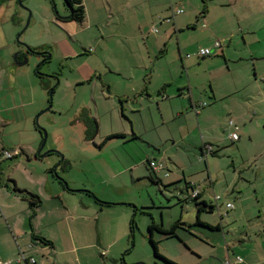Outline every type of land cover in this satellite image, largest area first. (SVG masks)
I'll list each match as a JSON object with an SVG mask.
<instances>
[{
  "label": "rangeland",
  "instance_id": "rangeland-1",
  "mask_svg": "<svg viewBox=\"0 0 264 264\" xmlns=\"http://www.w3.org/2000/svg\"><path fill=\"white\" fill-rule=\"evenodd\" d=\"M18 1H9L4 9L14 16L12 62L17 54L23 56L19 65L14 63V69L28 78L21 87L22 116L16 118V124L0 128V149L4 147L12 153L10 148L20 146L22 153L2 167L7 168L5 174L16 185L40 192L42 211L47 215L43 221L50 219L55 224L47 227L49 236L66 230L60 217L64 211L75 219L70 221V227L79 254L85 259L82 264H100L96 259H101L99 254L104 252H110L108 262L115 258L118 264H153L157 259L149 240L150 219L141 214L140 206L153 204L156 209L150 207L148 212L153 213L157 223L164 219L167 226L168 221L179 220L182 212L183 220L195 221L191 192L184 181L168 183L184 170L186 177L194 174L193 181L200 184L204 180L201 186L207 203H214V197L219 196L234 205L222 220L228 225L223 231L227 244L239 250L248 245L263 248L264 0H172L161 13L148 9L147 3L136 2L132 12L121 9L118 13L102 5L100 10L88 7L90 14L83 23L57 19L68 15L63 0ZM204 5L207 12L202 15ZM179 9L183 12L175 18L174 25L158 24L159 19ZM153 27L157 28L156 34L151 32ZM173 28L175 33L167 42L170 51L155 64V55ZM217 41L224 57L217 52L205 59L197 58L200 49H211ZM187 55L189 59H185ZM24 60L26 63L20 64ZM169 70L173 77L185 80L190 75L194 96L207 107L199 125L194 118L191 126L181 120L185 139L178 145L177 159L170 164L166 156L163 162L169 167L170 178L165 176L168 171H161L154 173L151 180L147 163L138 162L146 151L156 165L160 159L159 153L146 143L110 139L102 150L98 147L104 136L123 126L131 132L121 109L116 108L114 96L124 91L127 80L123 78L140 82L153 71L148 84L153 89L160 86L162 75H170ZM213 88L222 95L215 104L208 100ZM96 118L99 133L93 144L86 131L88 121L93 123ZM229 121L235 123L232 128ZM192 126L196 129L190 137L186 132ZM234 132L237 140L230 138ZM42 134L46 141L41 155L50 153L36 157L32 153L38 151ZM203 142H210L215 155L201 157L196 146L201 147ZM132 159L137 163L134 175L129 170L120 174ZM19 160L23 165L16 166ZM112 175L115 176L110 178ZM45 181L49 183L44 189ZM83 186L86 189H81ZM101 203L112 205L105 207ZM90 207L98 209L99 219L92 217ZM222 213L224 207L203 214L202 219L220 222ZM194 228L196 236L204 237L203 232L216 236ZM154 234L158 251L167 254L165 250L174 242H159L160 235ZM98 238L104 242L102 247L96 243Z\"/></svg>",
  "mask_w": 264,
  "mask_h": 264
},
{
  "label": "crops",
  "instance_id": "crops-1",
  "mask_svg": "<svg viewBox=\"0 0 264 264\" xmlns=\"http://www.w3.org/2000/svg\"><path fill=\"white\" fill-rule=\"evenodd\" d=\"M9 1L11 0L0 3L1 129L6 128L8 125L16 124V118H21L22 113L20 109L24 105L21 94V87L23 82H25L24 78H28L27 74H24V72H21L18 69H14V63L16 62L18 64L22 60L23 56L17 54V56L14 58V62H12L11 58L12 54L14 53L13 51H15L13 50L12 45L14 16L12 14H8L6 9H4L6 8ZM86 1H89V6L86 5ZM136 2H138L139 4L147 3L148 9H151L152 7V10H158L161 13L162 11L167 9V6L170 4V2H172V0H82L85 11V19L88 17V14H90L88 7H91L95 10L98 8L100 10L102 5H105L109 7V10L111 12L114 10L118 13L121 9H125L127 12H132V5ZM178 15L180 14H174V11H171L169 16L166 17L170 18V22L162 23L158 20V24L174 25V20L176 17H178ZM195 28L196 26H194V28L192 29ZM152 29H155L157 33L156 27H153ZM151 32L154 33L152 30ZM174 33L175 29L170 30L166 35V42L164 43V47L162 49H159L157 55H155V64H158V62L162 58H164L166 54L169 53L171 46L169 45L167 48V42L171 40ZM179 49L180 47L178 48V52L180 51ZM210 50L211 55L209 57L215 55L217 52H220L224 57L225 52L222 48V45L219 48H214L212 46ZM189 58L190 57H186L185 59ZM197 58L202 57L197 56ZM180 62L181 66L184 67V59L181 55ZM155 66L156 65H153V68H155ZM169 73L170 75H162L163 79L160 83V86H156V88L153 89L148 86V84L151 83L150 78L151 74H154L153 71L149 73L150 77L144 75V77H142V81L140 82H137V80L132 82L131 78H123L124 80H127L125 87H123L124 91L118 92L114 96L115 100H117L116 108L117 110L121 109V115L125 117L127 124H130L131 132H126L123 126L122 130L104 136L103 142L100 143V146L98 147L100 150L103 149L106 142L110 139L124 140L125 142L140 141L141 143H146L149 148L152 147L155 152L159 153L158 158L160 159V161H158V163L162 165L161 171H168V174L171 173L167 164H163V162L166 161V156L167 161L170 164H173L177 159V155L179 154L178 145H181L183 139H185L184 136H182L183 130L181 120H183V124L191 126L190 123L193 122L194 118L197 122V125H199V118L205 115L206 111L204 110V108L207 107V104H201L197 95L194 96L193 90L191 89L193 78L190 77V75L185 80L182 77H173L170 70ZM26 80L28 81V79ZM210 81H212V79ZM227 92V94H229V90ZM221 98L222 95L213 88L211 96L208 98V100L210 101L209 103L215 104ZM26 105H28V103ZM17 110L19 111L18 113ZM145 116H147L148 118H145ZM96 119L95 121L97 122L98 119ZM20 120L21 119H19L18 122H20ZM97 124L98 130L95 137H97L99 133V122H97ZM233 125H235L234 122ZM195 129L196 128L193 126L190 127V130H187L186 134L191 137V133ZM118 135L123 136V138H116L115 136ZM95 137L92 140L93 144L95 143ZM208 145L211 146L210 142H203L201 147L200 145L196 146L201 152V157L206 158V156L208 155L205 149V147ZM10 149H13L12 157L10 159L4 157L5 152H10L9 149H6L4 147H1L0 149V264H30L29 259H33L35 261L34 264H82V260L84 261L85 259L79 254V247H77L76 245V239L70 227V221H75L74 217L69 216L64 211H62L63 213L60 217H62L61 219H63L62 223H66V230H62L59 232L57 231L55 232V236H49L50 234L46 229L47 227L54 226L55 224L51 222L49 218V220L45 219L43 221L45 216L47 217V215H45V213H43L42 211L44 202L41 203L40 206L33 211L29 208L27 202L23 200V196L13 191L12 187L14 186L20 190L34 194L36 196L41 195L39 191H33L28 186H22L19 184L16 185V183L11 180L10 175L7 174V172L5 174L7 168L3 169L2 164L7 162L8 160L15 159L20 155V152L22 153L20 146L18 149ZM170 150L175 151L172 154H168ZM35 152L36 151L33 150L32 154L38 157V151L36 153ZM149 157V153L146 151V153L143 155V158H140L138 163L141 164L145 161L144 163H147L148 167H150L149 164L153 161L150 160ZM115 161H118V158H115ZM21 165H23L21 160L16 162V166ZM122 169L123 170L120 172V174L125 173L127 170H129L132 176L134 175L133 172L137 169V163L132 159L129 167ZM29 174L33 176V173L30 171ZM193 175L194 174L189 173L188 177H186L183 170L180 172V175L177 174L176 178L172 181H169L168 183L170 184L174 182L184 181L185 188L186 186L188 187L186 188L187 191L191 192V188L198 189L199 203H207L206 199L204 198V188H202L201 186L204 183V180L199 184L198 182L192 180ZM113 176L115 175H112L110 178H113ZM166 178H170V174ZM159 181L161 182V180ZM11 182H13L12 186H10ZM48 183L49 182L47 181L43 183L44 189ZM81 189H86V186H83ZM89 191L93 192V190L91 189ZM43 193L45 192L43 191ZM60 194L61 193H59V195ZM207 204L214 207V209L198 214L197 208L193 203L197 217L195 221L193 220V222H188L183 220L182 212V214L179 216V220H174V222L172 220L168 221L169 226L165 224L164 219H162L160 223H157L153 213L148 212L151 208H155L153 204L151 206H140V211L142 212L141 214L148 216L150 219L149 226H160L162 229L168 230L176 222L180 223L175 231V237L165 236L155 231L158 235H160L159 242H161L162 240L174 242L169 245V249L165 250L167 251L165 252L167 254L160 253L158 251V242L155 241L154 231L151 232L150 238H152V240L155 242L158 254L160 253L163 258L174 264H224L226 261H229L231 264H262L261 262L264 258V247L257 248L256 245H254L255 247L253 245H248V247L243 250L232 247L225 241L223 231L224 227L228 225H224L222 223V218H220V222L202 219V215L205 213L211 214L214 212V210L219 211L221 210V208H225V202L220 199L218 203H215L214 201V203ZM162 209L163 208H160L161 211ZM90 210L92 211V217L95 219H99L100 214L98 212V209L96 207H90ZM183 210L184 205H182V211ZM233 210L234 208L227 214H229ZM194 227L214 233L216 234V236L214 237V235L206 232L202 233L205 235L204 237L196 236L193 232V229H195ZM38 238L47 241V243L43 244L39 242L37 240ZM262 240L263 238L261 240H258V242L261 243ZM241 242L243 241L241 240ZM96 243L99 247H102L100 245H104V242L100 238L97 239ZM240 245L243 246L242 243ZM109 253L110 252H104V255L103 253L99 254V257L101 259L97 258L96 260L101 261L100 264H118L115 258H110L109 262L106 260V257L110 255ZM22 257L25 260H23ZM237 258H241L242 262L236 263ZM90 259L93 258L91 257ZM153 264L166 263L157 259V261H154Z\"/></svg>",
  "mask_w": 264,
  "mask_h": 264
},
{
  "label": "trees",
  "instance_id": "trees-1",
  "mask_svg": "<svg viewBox=\"0 0 264 264\" xmlns=\"http://www.w3.org/2000/svg\"><path fill=\"white\" fill-rule=\"evenodd\" d=\"M5 1H7V0H0V3L1 2H5ZM17 1V0H16ZM64 6H65V8L67 9V11H68V15L66 16V17H64V18H61V17H58L57 16V19L59 20V21H61V22H75V23H83L84 22V20H85V11H84V7H83V4H82V0H65V3H64ZM207 12V9H206V6L204 5V9H203V13H202V15H205V13ZM193 28H194V26H192ZM209 57V56H208ZM202 58H205V57H202ZM93 121V123H91L90 121H88V123H89V128H88V131H86L87 132V138L88 139H90V140H93L94 139V137L96 136V134H97V128H98V125H97V122L95 121V120H92ZM91 124V125H90ZM92 126V127H91ZM116 138H123V136H120V135H118V136H115ZM115 137H113V138H115ZM110 138H112V137H110ZM110 138H108V139H110ZM40 144H41V142H40ZM209 146V145H208ZM39 147H40V145H39ZM210 147V151H207L206 150V152H207V154L208 155H215V151L214 150H212V147L211 146H209ZM206 149V148H205ZM151 164H154L155 166H161L162 167V165L160 164V163H158V165H156L154 162H151L149 165H150V167H148L149 169H148V171L150 172V170L152 171V172H150V178H151V180H153L152 178H153V174L155 173V174H157L158 172H161V170L160 171H158V172H156V171H154L153 169H152V167H151ZM54 169L55 168H52L51 169V172L52 173H55L54 172ZM167 174H165V176H166ZM167 177V176H166ZM157 180V182L159 181L158 179H156ZM160 182V181H159ZM13 188V191L15 192V193H18V194H21L22 196H23V200L24 201H26L27 202V204H28V206H29V208L31 209V210H35L36 208H38L39 206H40V204H41V201H40V198L38 197V196H36V195H34V194H31V193H28V192H25V191H23V190H20V189H18V188H16V187H12ZM186 188H188L187 186H186ZM194 191H196L197 192V195H196V197H191V195H192V193L194 192ZM191 195H190V201H192L193 203H194V205L196 206V208H197V212H198V214L199 213H202V212H206V211H209V210H212V209H214V207H212L211 205H208L206 202H201V203H199L198 202V196H199V191H198V189H195V188H191ZM215 198V197H214ZM221 199V198H220ZM215 201V200H214ZM220 201V200H219ZM216 203V202H215ZM217 203H218V201H217ZM227 203H229V202H227ZM102 205H105V206H111L112 204H109V203H101ZM226 204V203H225ZM225 206V205H224ZM137 211V209H135V212ZM199 223V222H198ZM180 225V223H178V222H176L172 227H170L168 230H164V229H162L160 226H153V225H150L149 227H148V231L150 232V234H151V232L152 231H157L158 233H160V234H162V235H165V236H173V237H175V231H176V229L178 228V226ZM134 226H135V221L132 219V221H131V224H130V231H131V234H132V236H133V233H134ZM39 242H41V243H47V241H45V240H43V239H41V238H38L37 239ZM150 240V243H151V245H152V247H153V249H154V255H155V257L157 258V259H159V260H161V261H163V262H165L166 264H174V263H172V262H170V261H168L167 259H165V258H163L162 256H160L159 254H158V251H157V248H156V244H155V242L152 240V238H150L149 239Z\"/></svg>",
  "mask_w": 264,
  "mask_h": 264
},
{
  "label": "built area",
  "instance_id": "built-area-1",
  "mask_svg": "<svg viewBox=\"0 0 264 264\" xmlns=\"http://www.w3.org/2000/svg\"><path fill=\"white\" fill-rule=\"evenodd\" d=\"M182 12H183V11H182L181 9H179V10H176V11L174 12V14H181ZM159 21L162 22V23H169V22H170V18L159 19ZM152 31H153L154 33H156V30H155V29H152ZM213 47H214V48H219V47H221V44L217 41V42L214 43ZM210 55H211V50L208 49V48H206V49H200V50L197 52V56H199V57H208V56H210ZM186 57L188 58L189 56L187 55ZM229 126H230V127H231V126H234L232 121L229 122ZM236 129H237V128H235V130H236ZM230 138H231L232 140H237V139H236V134H235V132H234V133H231ZM205 148H206L207 151H210V147H209V146H206ZM4 157L7 158V159H10V158L12 157V153L5 152V153H4ZM151 167H152V169H153L154 171H156V172H158V171H160V170L162 169L161 166H155L154 164H151ZM166 176H167V175H166ZM196 195H197V192L194 191V192L192 193L191 197H192V198H193V197H196ZM214 200H215V202H217V201L220 200V197H219V196H216V197L214 198ZM233 208H234V205H233L232 203H226V204H225V208H224V213H222V214L220 215V218H222V219L225 218V217L227 216V213H228L230 210H232ZM22 259L25 260L23 257H22ZM240 262H242V259H241V258H237V259H236V263H240ZM29 263H30V264H34L35 261H34L33 259H29ZM5 264H8V263H5ZM224 264H231V263H230L229 261H226Z\"/></svg>",
  "mask_w": 264,
  "mask_h": 264
},
{
  "label": "water",
  "instance_id": "water-1",
  "mask_svg": "<svg viewBox=\"0 0 264 264\" xmlns=\"http://www.w3.org/2000/svg\"><path fill=\"white\" fill-rule=\"evenodd\" d=\"M21 1H22V0H19L18 2L20 3ZM63 2L65 3V0H63ZM48 59H49V57H48ZM25 63H26V60H24L22 64H25ZM52 93H53V90H51V91H50V94H49L50 101H51ZM50 107H51V104L49 105V109H50ZM45 141H46V136H45V134H42V141H41V144H40V147H39L38 153H37V156H39V157H43V156H45L46 154L49 153V152H47V153H45L44 155H41V154H40L41 151H42V149H43V147H44Z\"/></svg>",
  "mask_w": 264,
  "mask_h": 264
}]
</instances>
